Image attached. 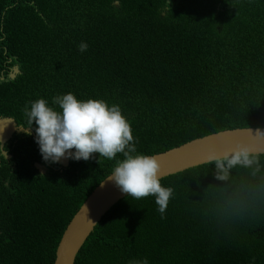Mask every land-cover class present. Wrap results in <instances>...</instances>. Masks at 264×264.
Listing matches in <instances>:
<instances>
[{"label": "trees", "instance_id": "trees-1", "mask_svg": "<svg viewBox=\"0 0 264 264\" xmlns=\"http://www.w3.org/2000/svg\"><path fill=\"white\" fill-rule=\"evenodd\" d=\"M33 1L0 0V59L22 69L0 92L1 113L28 126L24 108L37 99L57 111L53 97L69 92L103 100L120 107L146 155L264 127V0ZM250 156L224 179L214 162L160 179L173 189L163 215L154 196H125L75 264H264V153ZM123 158L93 153L64 174L17 175L20 196L0 194L14 212L0 227H30L32 241L11 237L0 264H53L66 227Z\"/></svg>", "mask_w": 264, "mask_h": 264}, {"label": "clouds", "instance_id": "clouds-1", "mask_svg": "<svg viewBox=\"0 0 264 264\" xmlns=\"http://www.w3.org/2000/svg\"><path fill=\"white\" fill-rule=\"evenodd\" d=\"M28 1L35 5L33 0ZM6 6L9 8L13 5ZM78 47L79 50L83 52L87 49V44L81 42ZM9 56L10 55H3V57ZM12 58L13 60H16L15 57ZM16 64L15 72L20 74L22 70L21 66L19 63ZM5 75L6 74H4V76ZM4 76L0 79L1 93L4 91L3 87L17 78H15V75L13 74L11 79L9 76ZM209 96L210 92L207 94V97ZM52 104L57 105L60 110L57 111L55 108L49 106L48 102L43 98L30 102V107L29 105H26L24 108V115L27 118L28 127L16 125L17 130L23 131L25 135H33V132L35 133L33 139L38 146L42 160L46 163H60L61 166H66L65 169H61L64 174L69 163L64 165L60 162L61 159L87 161L92 158L93 153H96L98 154V157H104L111 160L117 153H123L124 158L116 162V166L107 177V180L113 182L122 193H127L128 196L135 199H140L149 195L154 196L157 211L163 215L167 208L169 199L172 196L173 189L171 187H164L161 185L160 163L155 156H152L153 154L146 155L136 153L130 125L122 115L120 107L114 104L108 105L103 100H78L71 92L53 97ZM208 107L212 108L210 105H208ZM217 132H212L207 135ZM207 135L197 138H202ZM257 135L264 136V131L258 129ZM0 154L4 157L6 155V147L3 145H0ZM255 154H249L247 146L238 145L231 156L225 154L223 158H214L213 162L215 163V167L221 173L218 178L224 179L226 177L227 170L237 164L244 166L251 165L254 162L255 157H251L250 155ZM21 160L22 158L20 157L19 161ZM28 165L29 164L20 165L19 170L13 171L11 174L13 176L12 178L10 177L11 181L15 185L13 187L19 191L18 194H9L6 190L4 193L0 194H4L10 199H15L20 196L21 189L16 186L15 177L22 174L28 175ZM36 166L40 167V163H36ZM55 173L62 174L59 172L58 166L56 167ZM34 175L39 174L36 172L32 176ZM4 211H11V216L9 218L14 215V212H12L11 209V203L5 199L0 201V214L3 215ZM17 211H20L19 207L17 208ZM256 229L257 227H255L251 232L250 244L253 243L252 235ZM30 232V227L26 230V233H19V228L6 232L0 227V247L12 242L11 237L13 236L26 235V242H24L25 247L28 241H32L29 240L31 237ZM1 236H3L2 239ZM89 237L90 235L88 238ZM79 251L77 252V255ZM77 255L74 264L76 262ZM144 264H147V262L145 261Z\"/></svg>", "mask_w": 264, "mask_h": 264}, {"label": "water", "instance_id": "water-1", "mask_svg": "<svg viewBox=\"0 0 264 264\" xmlns=\"http://www.w3.org/2000/svg\"><path fill=\"white\" fill-rule=\"evenodd\" d=\"M3 123L9 126L5 133L1 129ZM15 129L14 118L0 117L1 142L8 139ZM258 129L264 131V127L227 129L153 154L160 163V179L213 162L214 158H223L225 154L231 156L238 145L247 146L249 154L264 153V136L257 135ZM68 161L69 159L60 160L64 165H67ZM107 177L94 188L68 224L58 245L54 264H74L77 252L102 217L121 198L128 195L122 193Z\"/></svg>", "mask_w": 264, "mask_h": 264}, {"label": "flooded vegetation", "instance_id": "flooded-vegetation-1", "mask_svg": "<svg viewBox=\"0 0 264 264\" xmlns=\"http://www.w3.org/2000/svg\"><path fill=\"white\" fill-rule=\"evenodd\" d=\"M16 65L12 57H2V59H0V79H2L4 74H6L4 77L9 76L11 79L13 74L16 78L19 75V73L15 72ZM0 117H12L16 125L28 127L24 123L19 122L15 116L0 112ZM8 128L9 126L4 123L1 125V129H3L4 133ZM34 135V132L33 135H25L23 131L17 130L16 127L15 131L12 132L8 139L3 142L0 141V145L6 147L5 157L0 154V193H4L6 190L9 194H18L19 191L13 187L15 185L12 183L10 177L13 171L19 170L20 165L29 164L28 173L31 176L36 172H38L39 175H53L57 166L60 173L63 172L61 169H65L66 166L63 167L60 163H46L42 160L38 146L33 139ZM31 150L35 152H31ZM20 157L22 158L21 161H19ZM36 163H40V167H37ZM68 163L69 165L66 169L73 167L76 161L69 160ZM3 184L7 185V188H4V186H2Z\"/></svg>", "mask_w": 264, "mask_h": 264}, {"label": "rangeland", "instance_id": "rangeland-1", "mask_svg": "<svg viewBox=\"0 0 264 264\" xmlns=\"http://www.w3.org/2000/svg\"><path fill=\"white\" fill-rule=\"evenodd\" d=\"M2 186H4V188H7V185L3 184ZM4 216L10 217L11 216V211H4L3 212Z\"/></svg>", "mask_w": 264, "mask_h": 264}, {"label": "bare ground", "instance_id": "bare-ground-1", "mask_svg": "<svg viewBox=\"0 0 264 264\" xmlns=\"http://www.w3.org/2000/svg\"><path fill=\"white\" fill-rule=\"evenodd\" d=\"M3 46V45H2ZM8 51V50H7ZM3 54H5V53H3Z\"/></svg>", "mask_w": 264, "mask_h": 264}]
</instances>
